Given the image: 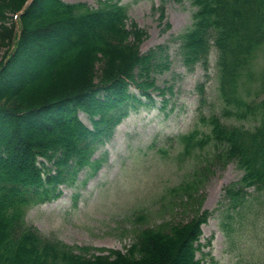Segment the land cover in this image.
<instances>
[{
	"label": "trees",
	"instance_id": "1",
	"mask_svg": "<svg viewBox=\"0 0 264 264\" xmlns=\"http://www.w3.org/2000/svg\"><path fill=\"white\" fill-rule=\"evenodd\" d=\"M27 1L0 0V264H204L197 252L211 213L201 209L200 171L170 190L189 220L134 226L126 252L71 246L27 223L29 210L60 197L61 185L99 168L92 160L98 146L130 112L154 105L153 91L164 97L153 74L169 69L153 53L141 54L147 32L121 0H98L96 8L83 0ZM190 2L196 12L179 37L180 54L187 67L208 69L216 49L220 113L200 114L203 130L181 135L180 157L211 149L209 165L235 162L244 175L225 198L237 208L248 188L264 191V0ZM250 89L255 96L244 98Z\"/></svg>",
	"mask_w": 264,
	"mask_h": 264
},
{
	"label": "rangeland",
	"instance_id": "2",
	"mask_svg": "<svg viewBox=\"0 0 264 264\" xmlns=\"http://www.w3.org/2000/svg\"><path fill=\"white\" fill-rule=\"evenodd\" d=\"M85 2L92 7L98 5V0ZM122 3L130 18L148 33L141 52L152 51L158 60L169 64V69L153 74L165 95L154 91V105L125 117L113 136L98 146L93 158L101 159L98 170H82L74 186L61 187L58 200L32 208L26 217L28 224L43 236L58 238L71 246L126 252L133 239L128 231L134 226L189 220L191 214L181 208L179 200H173L176 195L170 190L200 171L202 208L211 211V216L202 227V246L197 257L206 264H264V193L252 192L244 209H228L223 200L224 189L243 176L236 163L230 162L224 169L211 162L209 165L211 149L194 157H180L181 135L196 128L203 130L204 126H199L200 113H220L215 53L206 71L199 65L188 69L179 52L178 37L192 24L195 8L189 0ZM2 55L0 49V61ZM257 63L258 74L263 68V55ZM256 76L242 89L249 88ZM200 84L204 85L203 95ZM254 90L244 91L243 97H254ZM80 117L91 127L85 114ZM172 203L179 205L173 208ZM140 215L146 216V221L140 222Z\"/></svg>",
	"mask_w": 264,
	"mask_h": 264
}]
</instances>
